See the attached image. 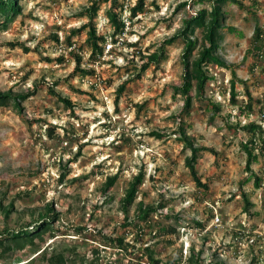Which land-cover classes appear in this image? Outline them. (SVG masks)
Here are the masks:
<instances>
[{
    "label": "rangeland",
    "instance_id": "374dc122",
    "mask_svg": "<svg viewBox=\"0 0 264 264\" xmlns=\"http://www.w3.org/2000/svg\"><path fill=\"white\" fill-rule=\"evenodd\" d=\"M137 1H14L0 28L13 96L0 104V235L48 225L23 247L4 238L0 264H264V133L244 127L264 128V0L224 2L223 63L204 65L187 108L180 30L212 0H145L132 17ZM91 23L105 36L94 54Z\"/></svg>",
    "mask_w": 264,
    "mask_h": 264
},
{
    "label": "trees",
    "instance_id": "16d2710c",
    "mask_svg": "<svg viewBox=\"0 0 264 264\" xmlns=\"http://www.w3.org/2000/svg\"><path fill=\"white\" fill-rule=\"evenodd\" d=\"M15 0H0V28H3L7 25V17H12L13 14L16 13L17 6L14 5ZM198 1H204V0H198ZM227 0H212L211 1V7L208 8L206 6L199 8L197 11L193 12L186 20L184 27L180 30V35H182V38L184 40V51L182 54V60L184 64V74H183V81L180 86H178V91L184 92L187 94L186 97V108L190 106L192 97L189 94V90L191 87L196 83V86L198 89L202 92L204 89L205 82L207 78L209 77V74L206 72L204 65L208 64L210 62H220L221 59L216 54V51L219 46L220 40L223 38L222 28L224 27V19L225 14L223 11L222 5ZM237 1V0H234ZM186 2H184L185 4ZM145 5V0H138L130 9H131V16L134 17L135 15L139 14L143 11ZM98 7L96 5H93V7L90 10V15L95 16L97 13ZM108 17L111 20L115 33H121L125 26V22L120 17V14L114 10V7L108 9ZM197 27H204L206 28L205 37L208 40V45L201 49L199 56L195 59H192L194 50L197 47V39L192 36V34L195 32ZM261 36V28L260 25H257L256 31H255V37L259 38ZM174 38L168 39V41H173ZM91 45H92V53L94 54L97 52V50L103 51L101 42L105 40L104 35H97L96 33V27L94 24L91 23V29H90V39ZM256 46V44H255ZM151 57L155 60H158L160 57V54H151ZM79 65V64H78ZM194 80L196 82H194ZM233 99L236 101L235 98V91L233 89V93L231 94ZM13 97L11 93H3L0 92V104H7L9 102V98ZM15 97V96H14ZM16 100V98H15ZM16 105L20 106L21 102L18 100L15 101ZM249 102H246V105L251 106L250 104H247ZM244 127L248 129L253 139H256V136H260L261 133H264V128H262L261 123L256 121H251L246 124H244ZM190 143V142H189ZM193 149V159L196 160L197 158V150L198 148L196 146H193L192 143L189 144ZM251 154V152H250ZM251 157H255V155ZM192 171L195 175V179L198 183L201 182L200 178L198 177L196 173V169L194 167V164L191 163ZM258 178V177H257ZM113 182V179L111 178L110 183ZM137 188V183L133 184V186L129 189L128 195L126 196V202L130 203L134 196L135 191ZM149 213V210H148ZM147 218V216H143ZM45 218H42V221L38 223L36 226L32 228H22L17 231H12L10 233H7L5 235H0V243L3 244V239L6 238L7 240H10V244L8 245H17L19 247H23L24 243L28 239H33L35 235L39 234L45 225ZM159 261V260H155Z\"/></svg>",
    "mask_w": 264,
    "mask_h": 264
},
{
    "label": "built area",
    "instance_id": "2783aa9c",
    "mask_svg": "<svg viewBox=\"0 0 264 264\" xmlns=\"http://www.w3.org/2000/svg\"><path fill=\"white\" fill-rule=\"evenodd\" d=\"M111 45V43H109V46ZM262 115L264 116V111L262 112Z\"/></svg>",
    "mask_w": 264,
    "mask_h": 264
}]
</instances>
